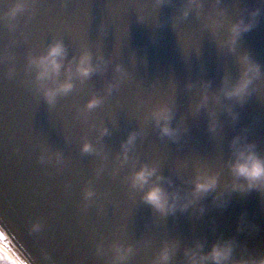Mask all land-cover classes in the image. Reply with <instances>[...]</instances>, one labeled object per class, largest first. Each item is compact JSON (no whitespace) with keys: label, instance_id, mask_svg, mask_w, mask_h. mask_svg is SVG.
Masks as SVG:
<instances>
[{"label":"water","instance_id":"water-1","mask_svg":"<svg viewBox=\"0 0 264 264\" xmlns=\"http://www.w3.org/2000/svg\"><path fill=\"white\" fill-rule=\"evenodd\" d=\"M13 3L0 0V224L15 233L35 264H112L111 242L117 239L134 246L120 264H152L169 239L180 241L171 264H183L185 245L198 237L210 247L219 236H234L237 256L264 252V189L226 192L223 206L209 194L187 210L162 214L130 184L131 172L145 160L157 161L184 188L204 165L221 171L219 192L232 179L227 161L233 135L246 134L264 152V72L243 101H226L239 113L235 121L210 99L219 130L209 129L206 108L194 110L201 82L211 81V96L226 73H237L241 53L264 68L261 0H204L187 16L186 0H28L11 17ZM257 6L256 23L230 50L223 43L230 24ZM219 9L222 23L213 27L210 15ZM55 38L67 45L65 67L85 48L104 59L99 70L76 77V86L49 104L29 56ZM110 81H118L111 91ZM189 81L195 82L191 88ZM94 94L102 102L86 109ZM164 100L175 103L177 138L161 136L147 118ZM105 125L110 131L102 135ZM131 129L140 134L130 159L121 163V142ZM85 140L96 150L83 151ZM89 186L95 191L86 199ZM199 203L206 205L203 213ZM36 219L43 226L34 232Z\"/></svg>","mask_w":264,"mask_h":264},{"label":"clouds","instance_id":"clouds-1","mask_svg":"<svg viewBox=\"0 0 264 264\" xmlns=\"http://www.w3.org/2000/svg\"><path fill=\"white\" fill-rule=\"evenodd\" d=\"M219 2V0H217ZM264 3V0H261ZM28 0H14L9 9V16L15 17L18 12L27 6ZM204 0H186L182 10V15L187 16L193 6L202 7ZM261 9L259 6L252 9L247 17L240 16L233 21L228 29V35L223 43L230 50L235 51L241 35L253 27L256 23ZM223 9H219L216 15H210V23L216 27L222 23ZM68 56V48L62 38L53 39L47 48L29 56V65L35 67V79L39 90L49 104H54L60 95L69 93L76 86V77L81 80L91 76V74L101 68L102 54L96 55L85 48L79 55H73L65 67V58ZM239 68L235 75L226 73L222 78L219 88L211 94L209 89L211 81H202L200 84L201 94L195 102L194 110L200 111L202 108L208 110V126L212 131H217L221 127L217 110L210 106V99L214 98L219 103L221 109L226 108L235 121L239 113L234 109L233 104L226 103L228 100L243 101L253 90L254 81L264 72L259 61L255 60L250 53L243 52L238 57ZM118 72H123V65L117 64ZM65 73L61 78V73ZM118 81H110L108 90L117 86ZM193 81L188 82V87L194 86ZM103 97L94 94L86 102V109H92L100 104ZM176 116V108L173 100H164L156 104L147 114V118L154 121L159 128L161 136L177 138L181 132L180 123H173ZM105 125L101 129V134L109 132ZM138 129H131L126 138L121 142L122 152L119 154L121 163L131 157V152L136 144ZM231 155L227 165L231 171L232 179L225 183L224 188L216 192L221 171L210 166L201 165L196 169L195 175L191 178L190 188L176 185L171 176H166L160 171L157 161L145 160L140 166L134 168L130 174V184L134 189L141 190V198L154 206L162 214L175 213L177 209L187 210L190 206L196 205L209 194L213 195V200L220 206L228 202L226 192L233 190L249 191L253 188L264 189V152L258 147L253 139H249L244 133L237 132L230 141ZM82 150L91 152L96 150V146L91 140H85ZM57 156L60 153L57 152ZM44 158L43 156L41 157ZM94 188L87 187L85 190L86 199L93 196ZM206 205L199 203V211L203 213ZM243 216L241 225L243 227ZM43 224L40 219H36L31 224V231H39ZM239 241L234 236H219L212 241L211 246H207L206 239L196 238L185 245L183 264H264V252L255 254L243 252L237 256L236 248ZM180 246L178 239L164 241L152 264H171L173 256ZM102 249V242L98 244ZM113 250L112 264H120L126 261L134 251L131 243L121 240L111 242ZM47 255V254H46ZM0 264H35L31 253L19 241L12 231L5 225L0 224Z\"/></svg>","mask_w":264,"mask_h":264}]
</instances>
